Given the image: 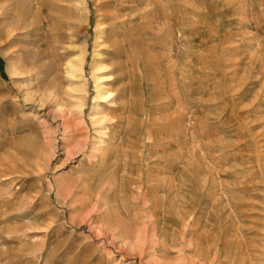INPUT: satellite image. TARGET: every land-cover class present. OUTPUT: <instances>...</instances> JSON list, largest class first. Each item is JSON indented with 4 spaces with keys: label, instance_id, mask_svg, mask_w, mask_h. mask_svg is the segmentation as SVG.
Segmentation results:
<instances>
[{
    "label": "rangeland",
    "instance_id": "obj_1",
    "mask_svg": "<svg viewBox=\"0 0 264 264\" xmlns=\"http://www.w3.org/2000/svg\"><path fill=\"white\" fill-rule=\"evenodd\" d=\"M0 264H264V0H0Z\"/></svg>",
    "mask_w": 264,
    "mask_h": 264
},
{
    "label": "bare ground",
    "instance_id": "obj_2",
    "mask_svg": "<svg viewBox=\"0 0 264 264\" xmlns=\"http://www.w3.org/2000/svg\"><path fill=\"white\" fill-rule=\"evenodd\" d=\"M81 63H82V62H81ZM69 64H70V67L72 68V69L70 68V70L76 69V72H77V70L80 71V68H74L76 63L74 64L73 61L70 62ZM82 70H83V69H82ZM70 73H71V74H74V71H70ZM71 74H70V75H71ZM74 76H75V75H74ZM102 96H103V95H102ZM103 97H105V96H103ZM101 98H102V97H101ZM102 99H103V98H102Z\"/></svg>",
    "mask_w": 264,
    "mask_h": 264
}]
</instances>
